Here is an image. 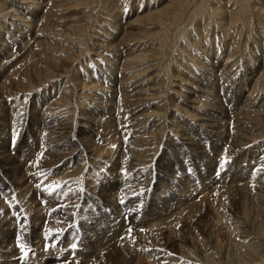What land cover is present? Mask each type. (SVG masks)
<instances>
[{
    "label": "bare ground",
    "instance_id": "obj_1",
    "mask_svg": "<svg viewBox=\"0 0 264 264\" xmlns=\"http://www.w3.org/2000/svg\"><path fill=\"white\" fill-rule=\"evenodd\" d=\"M5 1L0 0V15L3 16L4 19L8 18L17 23L19 22L18 24L23 26L22 28L25 29L18 32L21 36V39H19L20 42H18L17 46H15L16 44L11 43L8 47L4 45L5 47L0 48V81L1 78L5 77L4 74L9 68V65L16 66V64H19V69H15L16 74L13 77H26L30 80L29 82H31L32 80V82L34 83V80H36L38 77L43 76L42 80L37 84L43 83L44 81L47 82L54 77H60V75L65 72L73 74L71 77L72 79L70 78V76L65 79L63 87L55 94L53 98L48 100V98L42 96L41 104H44V106L41 110V113L37 111V114H39L38 118L36 117L35 120V126L37 128L34 130V135L30 141L40 139L41 134L45 132L47 133L49 140L46 139L44 141V150L34 147L33 151L29 155H26L27 150L30 151V147L28 146H20V144L18 143L15 150L8 147L7 142L10 139L7 140L6 137L8 135L11 120L16 114L13 115V107L10 108V103L8 101H5L6 97H2V95H0V135L2 134L5 137H2L4 138V140L0 142V176L2 175L3 177L14 179L17 173H19L21 169L23 170V167L25 165V157L27 159V156L34 157V155L36 156V166L40 167L39 169L42 171V174H40V178L36 177L37 179H33L28 174V170L32 168V165H28L25 173H23V175H21L20 177L21 182H15V185L17 187L16 189H20V191L23 190V193H21L23 196L20 197V199L26 197L27 201L35 200L34 195H36L37 184L40 185V183H50V185H52L53 183L59 181L58 179L67 178L66 175H56L50 177L51 172L58 171V165L62 162L63 159L72 157L77 153L79 154V158H81L82 163L87 159H99L100 157L98 156L103 153L104 149H97V144H95L94 141H91V137L95 136V139L99 140L101 136L102 141L105 142V146L109 145L113 148L115 145V151L109 149L111 151L107 153L106 157L102 161L98 162L97 166L95 165L97 172L98 169L102 168L103 170L98 173L100 178H102L103 180L102 183L99 184V187L105 186V188L107 189L108 193L105 201L108 202L109 205H107L103 209V211L99 212L95 211V209L89 210L86 208V206H83L80 210V215L83 217L86 216L85 222L88 219L91 220L97 218L98 216L102 217V219L104 220L103 227H100L99 230L93 228L92 232L94 233V235L96 234V236H94V240L96 242L101 241L100 246L103 245L104 251L106 252L105 254H102L103 256L101 257L103 264H111L113 259L118 258V255L121 256V252L119 251L128 252L129 249L125 245H123L124 240L126 241L130 239L129 243H131V241L133 242V238H135V233L132 230L133 233H131V235L124 232L126 236H122V238L124 239L123 240L119 237L120 231L116 230L118 223L111 224L121 211H124L127 216H131L133 220L141 210L146 211L149 215H155L156 217H166L172 212V210L176 208L179 209V207L181 206H184L183 208L187 209L188 211H192L191 207L193 206L190 205L189 201L186 198L182 199L180 196H178L180 195L179 192L181 191V189L186 191L190 186H192L193 189H191V191H195L197 188V184H199L198 181L203 182L209 178V182L204 185L206 189L208 188V196L202 198L201 201H207L209 195H211V198H214L216 195L215 193L213 194V192L219 191V188L221 190V188L225 186L221 179H226V176H220L219 179V177L211 175L213 173L215 174V171H219L222 169H226V172H230L228 177L229 182H238V186L236 185L238 187L236 189L237 196L244 200L248 198V194L250 193L251 188L249 187L248 181L250 179L248 178L247 174H245L246 180L240 178V181L234 180L231 176H233V171L235 173L237 171L235 164L240 161L246 162L248 160L249 154L251 153V150L249 151V149L252 147L251 142L254 140V138H264V100L254 111L245 109L244 107H241L239 110H237L233 107V105H231L230 102L232 97V89H230V85L222 84L227 76L219 78L217 77L214 81L216 85H212L211 82V87L209 88V90L212 94H205L206 98H204V100H200L201 102L199 104L209 107L207 108V113H204L205 115L209 116V122H211V126L212 128H214V133L205 134L200 126L192 128L191 130L189 128V133L188 131H185L183 127L181 128V130H183L182 135H187L189 140L190 135L198 133V136L192 138L191 141H189L190 143L188 145H190V148L193 151L201 150V157H207V160L209 159V162H205L203 164L204 167L201 166L200 173L195 174L193 172L189 173L188 171V173L181 179V189L178 187V191L173 193L170 192L162 198H157L154 201L151 200L150 203H146L147 195L144 190L145 187L143 188V186H145V183L149 182V175L150 178H154L155 173L152 170V166L149 168L146 167L142 172L137 171L136 164L134 165L132 160V158H134L136 154V151L132 149V146L138 144L139 146L141 145L139 137L143 138V135H145L146 131H144V123L145 121L147 122L148 118H150L151 115L149 114L151 113L146 114L148 116H146L145 119H137L136 116L132 118L131 116L143 108V103H141L142 100H152L154 96L163 92L161 88L162 80L163 82L165 79H167V81H170L171 79L172 81L173 75L168 71L169 63L173 60H179V57H175L173 55V52H178L182 57L183 45L185 46L188 39L193 37L192 35L199 34V31H201L202 35H207L209 31L211 32L210 29L213 30L214 28L219 30L220 28L222 36H219V39L228 37L227 42L223 41L221 43L222 45L220 46V44L216 43L215 41L216 34H213V40L211 42L212 46L210 47V49L212 51V49L215 48L216 45H218L222 52L226 53V60H228L231 56L236 55L238 52L239 43L234 40V35H236L235 33L239 35V37L237 36V38H240V35H243L244 33L243 41H241V52L243 55L248 53L249 55L251 54L250 60H257L258 56L261 58L264 57V5L256 9V4L258 2L256 0H147V2L145 1L144 6L142 7L141 5L143 0H135L136 3L133 4L131 10L127 14L119 15L118 12L120 11L118 9L119 6L117 3L120 2L119 0H103V4L105 5L102 6V11L96 13V16H94L93 23L85 20V22L78 28L65 27L64 29H61L62 31L56 30L53 32V30H50V27L52 28L53 25L55 26L59 13L62 11H66L68 8L67 6L63 5L64 3L60 4L58 0H46L45 3H40V1H37L35 2V4H37L38 6L33 7L35 10H24L26 14H29L26 16L21 14L19 3L28 0H12L10 4H8L7 0ZM161 2L162 4H160ZM253 2L255 4H251ZM158 3L160 5L155 6ZM212 3H216L217 5L214 7ZM151 5L154 6L151 7ZM41 12L42 14L39 15ZM132 12H134L135 17L131 21H127L124 23L123 18L125 16H128ZM100 13L101 16H99ZM4 19L2 20L3 22ZM21 22H23L24 24H21ZM96 22L100 23V25H105V28L101 29L102 27L100 25L96 26ZM136 24L148 25L147 27H145V29L153 27L155 24H161L160 26L162 27V34H164L165 31L167 32L165 35H162L160 41H150L147 44L140 45V42H142L145 35H143V32L141 33L136 31ZM34 26H38L37 32L41 33L40 37L42 38L38 40L34 39L35 41L33 40L31 42L30 39L27 38L35 28ZM232 27H235V29H232ZM97 30L103 31V34H100L99 36L100 40L98 38L97 41L99 42L97 45L101 49L92 47H90V49L88 41L93 39V35L97 34ZM248 39L251 40L249 47ZM180 40L185 44L181 46ZM192 41L194 44H196L195 39H192ZM177 42L180 46L178 47L179 49H177L175 46ZM134 43H136L137 45L135 44V46ZM1 45L3 44H1L0 42V46ZM132 45L134 47H132ZM146 47L148 48L149 52L142 53L143 50L145 51ZM168 48L170 51L167 54L168 56L170 54L171 57L167 61L165 67H163L167 55L165 53V50ZM196 48L197 49H195V54L203 48V45L199 44ZM21 49L22 52L18 53V51ZM16 50L17 52H15ZM214 50L215 49H213L212 52L215 54L216 52ZM65 51H68L66 52L67 55H61V53ZM89 51L93 52L94 56H99V59L103 58L105 60L102 61V63L104 64L99 68L103 71V74H101V81L103 83L98 84L101 90L97 89V91H95L94 93L91 92L90 94L81 93L85 96L90 95V101L87 103L82 102V116H79L80 119L78 120V123L75 124L74 120L72 121L71 118L67 119L68 117L58 120V118H55L54 115H49L48 112L53 111V113H55L59 105L68 103L72 99L73 95H75V90L80 89L78 88V86H76L79 81H81L79 85L84 86V82H82L81 79L77 80L76 78L81 77V75L78 74V71L80 69V66L83 64V54L84 52L88 53ZM205 53L207 54V56H210V51H208V49ZM195 54L192 55L191 58H189L192 65L195 64V60L193 59ZM204 58L206 59V57ZM239 58L240 57L236 58L235 60L233 59V61L231 60L232 62L229 65V68H232L236 63H238L240 61ZM79 60H81L82 63H80ZM190 61L189 64H191ZM60 62H67L68 65L64 68H58ZM74 62L80 63V66L78 65L77 67H73ZM118 63H120V67L118 66ZM197 64L201 63L198 62ZM150 67L156 69V73H152L148 77H145L143 82L141 84H138L139 86H141V89L134 90L137 87L136 84L139 82L138 76L150 71ZM9 78L10 77H8V80ZM184 80L187 79L184 78ZM242 80L243 78L239 77V80L235 81V87L241 86ZM24 81L22 82L24 83ZM218 81H222V83L220 84V86L222 85L220 89H218ZM233 81L234 79L232 80V82ZM257 81L260 82L258 84L254 83V86L250 88V92L254 93L253 96L258 94L261 89L264 90V70L261 71L256 77V83ZM15 82L17 83V81ZM16 83L13 86L17 88L18 91L33 87L32 83H29V85L26 86ZM68 85H73V87L69 88ZM159 86L161 91L158 90L159 88H156ZM223 86H225L224 92L222 96H220L219 93L222 91ZM52 92L53 90L51 91V93ZM251 99L252 103H254L255 98L253 97ZM90 102H93V104L91 105ZM152 103L153 102H150V104ZM152 106L159 108L157 109V111H155L157 113H164L168 109L167 106L164 105L163 99L159 100V103L157 105L153 104ZM21 107V110L24 111L26 107V100H23L21 102ZM32 110L33 108L29 109L30 112ZM127 112L131 114H128ZM197 114L198 113H193V116H196ZM133 119L136 122L132 124V126L129 125L130 127L128 125H125L122 134L119 133L120 138L118 140H115L117 136L114 135H116V133L120 130L119 129L117 131V128L120 125V120L121 123H127L133 121ZM174 120L175 119H172V122H174ZM149 121L150 120H148V122ZM140 122L141 124L139 125ZM163 123L164 119H159L156 122V126L152 127L151 131L149 132L150 138L146 139L148 145H145L147 147L141 148L147 149V151L142 152V155H144V160H142L143 163H150L148 165H154V163L157 164V161L153 158V155L155 153L154 149L156 147V143L158 142H154L153 138L157 135L156 132H159V139L156 140H161L163 136V130L165 129ZM78 125L83 126L84 129L77 128ZM231 128L232 131H230ZM255 129L259 132L254 134L253 132L255 131ZM99 132L100 135L98 136ZM231 133L234 134V137L231 135ZM44 137L45 134H43L42 138ZM122 140L124 143L122 142ZM46 146L50 148L49 151ZM174 148L176 147L173 146L172 150H175ZM179 149H181V147H179ZM60 151H64L63 154H61ZM181 158V161H176L182 162V164L185 162L186 164V161H188V157L184 155ZM173 160H175V158ZM221 161L225 162L222 169L218 167ZM211 163L214 165H212ZM105 166L106 170H104ZM155 166L158 167L159 163ZM172 166L173 165L169 162L165 165L164 168L167 170V168H172ZM185 168H189V166L185 165ZM135 171L141 172L139 174V177L144 176V178L142 179L143 181L138 180V177L136 176H132V173H134ZM121 172L127 175L124 176L126 177V179H115L113 175H121ZM181 173H183V170L180 171V174ZM208 173H211V175L205 177ZM244 173L245 169L242 168L241 174ZM118 177L120 176H117V178ZM24 181H28L29 184L27 185V187L22 188ZM12 183L13 182L11 181L7 185V183L4 184V182L0 180L1 216L2 214L7 213L10 209L3 202L5 199H7L5 196L10 190L9 187ZM119 190L122 192L123 197L120 196L119 198L117 196ZM226 191L227 190H225V192L222 191L223 196H221L222 198L220 199L223 200L224 203L227 204V206L232 208V205H235L236 201H234V203L231 202L232 198L227 196ZM176 193L178 195H176ZM120 200H124V203H118V201ZM90 202H92L91 199ZM32 203L29 206H31ZM178 204L180 206H178ZM97 209L101 208L99 207ZM114 213L115 216L111 220L110 217L112 216V214L114 215ZM178 213H180V211ZM217 214L218 222H220L221 225H225L226 227H228V249L225 251L223 261H220V259L218 260V258L215 256L216 254L214 255V252L213 254L211 253V249L206 242L208 239L206 241L202 239V241H198V243L196 244L194 243L195 248H188L185 245L187 239L182 238V241V239L179 237V243L180 241L183 242V244H181L180 246V251L178 250L179 254L182 255V257L172 255L169 256L171 252L169 255H165L164 253L154 254V252H150L151 250L147 252L146 250L141 249V247H139V255L143 253V258L145 257L148 261L152 259H154V261L157 260L156 263L154 262L155 264H165L162 261L163 259H169V262L171 261L172 264H180L184 260H186V264H192L190 263L192 262V259H203L204 264H217L218 262H223L222 264H258L263 262L264 247L262 249L260 248L261 245L263 246L264 239L260 242L261 244L257 242H259L261 237H264V203L261 202L258 207L256 206V208L253 210L252 216L250 215L251 219L248 218V212L244 210V218L251 220L248 225V229H244L245 226L243 227V225L241 226V224L239 225L240 221L235 222V218H232V216L228 214V212H226L224 209L218 211ZM36 219L38 221V218ZM164 221V226L169 223V221ZM62 222V227L59 230H54V226L51 227V225L47 223L48 226H46L44 234L45 237H41L42 235H40V238H38V235L33 234L32 238L29 239V241H25L22 243L24 245L23 251H21L17 247H12V244H9L10 240H5V237H7L9 231L5 232L4 234L0 233V258L5 259L2 264H8L7 259L12 258L22 262L24 261V259L29 260L31 258L41 259L43 264L64 263V260L66 259L65 257H67L71 252L62 254L61 246L56 245V243L60 242L61 234L63 235L64 232H66L72 225L80 226V223L76 220H72L70 224L68 223V221L62 220ZM119 226L118 229L120 228ZM130 226L132 227L133 223ZM170 227H168V229ZM39 228L41 229V227ZM123 231H125V229H123ZM110 232L111 234H109ZM97 233H100L101 235L98 236ZM156 235L157 236L155 237L158 238V234ZM120 239H122V241H120ZM51 240L52 242L55 241L56 243L50 245ZM174 240L172 239V241ZM42 241L45 242V244L50 242L47 250L42 251L37 249L38 243H42ZM119 241L120 244L118 243ZM168 242L171 241L168 240ZM4 243L8 245H4ZM116 244H119V247L116 246ZM164 252L166 253V250H164ZM82 254V252H76V255L74 257L76 259H83L84 255ZM32 255L33 257H31ZM81 255L82 258L79 257ZM234 258L237 260H234ZM81 263L79 262V264ZM166 264H169L168 260Z\"/></svg>",
    "mask_w": 264,
    "mask_h": 264
},
{
    "label": "rangeland",
    "instance_id": "obj_2",
    "mask_svg": "<svg viewBox=\"0 0 264 264\" xmlns=\"http://www.w3.org/2000/svg\"><path fill=\"white\" fill-rule=\"evenodd\" d=\"M7 1H8V4H10L12 0H7ZM37 1H40V3L46 2V0H28L25 2L23 1L22 3H19L21 14L26 15V16L29 15V14H26L24 10L25 9L29 11L35 10L33 7L38 6L37 4H35V2ZM119 1L120 2H117L119 6L118 9L120 11L118 12L119 15L127 14L131 10L133 4L136 3L135 0H119ZM145 1L147 2V0L142 1V5H141L142 7L144 6ZM256 1H258L256 4V9L264 5V0H256ZM58 2L60 4L64 3L63 5L67 6L68 8L66 11H62L59 13L55 26L53 25L52 28L50 27V30L51 31L53 30V32L56 30L59 31L62 28L64 29L65 27H70V28L77 27L78 28L81 24L85 22V20L93 23L94 16H96V13L101 12L102 6L105 5L103 4V0H58ZM160 4H162V2ZM160 4L158 3L155 6L160 5ZM251 4H255V3L253 2ZM27 5H29L30 7ZM212 5H214L215 7L217 4L212 3ZM153 6L154 5H151V7ZM41 14L42 12L39 15ZM99 16H101V13L99 14ZM134 17H135L134 12H132L128 16H125L123 18V22L125 23L127 21H131ZM3 19H4L3 16L0 15V42L1 44H3L0 46V48L5 47V46L8 47L11 43L16 44L15 46H17L18 42H20L19 39H21L20 38L21 36L18 32L23 31L25 28H22L23 26L19 25L18 24L19 22L17 23L8 18L4 19V22H3L2 21ZM21 24H24V23L21 22ZM95 25L96 26L100 25V23L96 22ZM160 25L161 24H155L153 27H149L145 29V27H147L148 25H141V24L137 25L136 24L135 25L136 31L141 32V33L143 32V35H145L142 42H140V45L147 44L150 41L152 42L160 41L162 35H165L167 32L165 31V33L162 34V31H161L162 27ZM100 26L102 27L101 29L105 28V25H100ZM37 27L38 26H36L32 30V33L27 38V39H30L31 42L34 39L38 40L42 38L40 37L41 33L37 32ZM235 27H232V29H235ZM210 30L211 32L209 31L207 35H202L201 31H199V34L192 35L193 37L189 38L186 44L180 40L181 46L185 44V46L183 45V48H182L183 56L181 57L178 52H173V55L175 57H179V60L178 61L173 60V61H170L169 63L168 71L170 74L173 75L172 81L171 79L170 81H167V79H165L164 82L162 80L161 88L163 92L154 96L152 100H148V101L142 100L141 103H143V106H142L143 108L131 116L132 118L136 116L137 119H145V117L148 116L146 114L151 113L149 114L151 115L150 118L147 119V122L148 120L150 121L148 123L145 121L144 123V126H145L144 131H146L145 135H143V138L139 137L141 147L139 146V144L132 146V149L136 151V154L134 158H132V160H133L134 165L136 164L137 171L142 172L145 170L146 167L149 168L152 166V170L155 173L154 178L152 177L150 178V175H149V179H150L149 182L145 183V186H143V188L145 187L144 190L147 195L146 203L147 202L150 203L151 200L154 201L157 198H162L163 196H165L166 194L170 192L173 193V192L178 191L177 189L178 187L181 189V186H180L181 179L188 173V171L189 173L190 172H193L195 174L200 173L201 166L204 167L203 164L205 162H209V159L207 160V157H201L202 155L201 150L193 151L190 148V145H188L190 143L189 141H191L192 138L198 136V133L190 135L189 136L190 140H189L187 135H182L183 130H181V128L183 127L184 130L188 131L189 133V131L192 128L200 126L205 132V134L214 133L213 132L214 128H212L211 122H209V116L205 115V113H207V108L209 107H206V105L204 106V105L199 104L201 102L200 100L202 99L204 100V98H206L205 94L207 93L212 94L209 90V88L211 87L210 85L211 82H212L211 83L212 85H216L214 81L217 77L219 78V77L227 76V78L224 80L223 83L222 81H218V86H219L218 89H220V87L222 86V85L220 86L221 83L224 85H230V89H232V97H231L230 102H231V105H233V107L237 110H239L241 107H244L245 109L254 111L255 109H257V107H259L261 102L264 100V90L263 89H261L258 92V94L254 96H253L254 93L250 92V88L254 86V83L258 84L260 82V81H257L256 83V77L259 75L261 71L264 70V67H263L264 57L261 58L258 56L257 60L256 59L250 60L251 54L249 55L248 53V54L243 55L241 52V49H242L241 41H243L244 33L243 35L242 34L240 35V38H237V36L239 37V35L235 33L236 35H234V40H236V42L239 43V46H238L239 49L236 55L231 56L228 60H226V53L222 52V50L219 48L218 45H216V47L213 48L215 49L214 51L217 54L216 53L214 54L212 52L213 49L211 51L210 47L212 46L211 42L213 40V34H216L215 41L216 43L220 44V46L222 45L221 43L223 41L227 42L228 37L219 39V36H222L220 32V28L219 30L214 29V28L213 30L212 29ZM100 34H103V31L97 30V34L93 35V39L88 41L89 48L92 47L96 49H101L97 45L99 43L97 41H98ZM192 39L196 40V44L193 43ZM250 41L251 40L248 39V47H249ZM135 44L136 43H134V45ZM199 44L203 45V48L199 50L198 53L195 54V49H197L196 47ZM175 46L177 49H179L178 47H180L178 42L176 43ZM132 47L134 46L132 45ZM146 48H145V51L144 50L142 51V53L149 52L148 48L147 49ZM207 49L208 51H210L209 53L210 56H207V54L205 53ZM165 51H166L165 53L167 54L170 50L168 48ZM15 52H17V50ZM21 52H22V49L18 51V53H21ZM66 52L68 51L61 53V55H67ZM93 54L94 53L90 51L88 53L84 52L83 54L84 58L82 61L83 64L81 66H80V63H82L81 60H79L80 63L78 62L73 63V67H77L79 65L80 69L82 68L81 70L79 69L78 71V74H80L81 77L76 78V79L77 80L81 79L82 82H84V86L79 85L81 82L79 81L76 86H78V88L80 89L75 90V95H73L72 99L68 103L59 105L55 113H53V111H49L48 112L49 115H54L55 118H58V120L65 119L68 117L67 119L71 118L72 121L74 120L75 124L78 123V120L82 116L81 115V109L83 108L82 102L87 103L90 101L89 100L90 95L85 96V95H82L81 93L90 94L91 92L94 93L95 91H97V89L101 90L98 84L103 83L101 81V74H103V71L99 68L102 67V65L104 64L102 63L104 59L103 58L99 59V56H94ZM194 54L195 56L193 59L195 60V64L192 65L189 58H191V56ZM170 57H171L170 54L169 56L168 54L166 55L163 67H165ZM204 57H206V59ZM238 57H240L239 58L240 61L236 63L232 68H229V65L231 64L233 59L235 60ZM189 61L191 64H189ZM198 62H200L201 64H197ZM119 64L120 63H118V66L120 67L121 65ZM67 65H68L67 62H60L58 68H64ZM15 69L17 70L19 69V64H16V66L9 65V68L6 70V73L4 74L5 77L1 78V81H0V95H2V97L3 96L6 97L5 101H8L10 103V108L13 107L12 109L14 111L13 115L16 114L11 120V124H10L8 135H7V137L8 136L9 137L8 138L6 137V139L7 140L10 139L7 142V144H8V147H10L13 150L16 149V146L18 143L20 144V146L22 145L24 147H27V146L30 147V151L27 150V154H26V155H29L33 151L34 147L44 150L45 149L44 141L46 139L49 140V137L47 133L45 132L43 133L45 134L44 138H42L43 134H41L40 139L30 141L34 135L33 133L34 130L37 128L35 126L36 117L38 118L39 116V114H37V111L41 113V110L44 106V104H41L42 96L48 98V100L53 98L55 94L58 91H60V89L63 87V83L65 79H67L68 76H70L71 78L73 74H70L69 72H65L61 74L60 77L51 78L49 81L47 82L44 81L43 83H40V84H37V83L42 80L43 76L38 77L40 80L37 78L36 80H34V83H36L34 84L32 80L31 82H29L30 80L26 77L19 78L18 76H16V78L18 77L17 79L13 77L16 74ZM149 70L150 71L145 72L142 75L138 76L139 82L136 84L137 87L134 90L141 89L140 88L141 86H139L138 84H141L145 77H148L152 73L154 74L156 73V69H154L153 67H150ZM8 77H10L9 80H8ZM239 77L243 78L242 85L239 87L238 86L235 87V81L239 80ZM184 78H186L187 80H184ZM23 79L26 81H24ZM233 79L234 81L232 82ZM15 81H17V83ZM22 81H24V83ZM15 83L25 85V86L29 85V83L30 84L32 83L33 87L26 88L22 91H18L17 88L13 86L15 85ZM68 86L69 88L73 87V85H68ZM224 87L225 86H223L222 91L219 93L220 96H222L224 92ZM156 88H159L158 90L161 91L160 86ZM52 90L53 92L51 93ZM13 91L17 92L19 95L17 93H14ZM253 97L255 98L254 103H252V99H251ZM161 99H163L164 105L167 106L168 109L164 113H159V112L157 113L155 111H157V109L159 108L152 106V105L153 104L157 105L159 103V100ZM23 100H26V107L24 111L21 110L22 109L21 102ZM150 102H153V103L150 104ZM90 104L92 105L93 102H90ZM30 108L31 109L33 108L31 112L29 111ZM19 109L22 112V114L19 111ZM35 111H36V114H35ZM193 113H198V114L196 116H193ZM128 114H131V113H128ZM162 118L164 119L163 126L165 128L163 130V134H162L163 136L160 141H157L156 139H159L158 137L159 132H156L157 135L154 136L153 138L154 142H158L156 143V147L154 149L155 153L153 155V158L156 159L157 164L159 163V166L157 167L155 166L157 165L156 163H154V165L153 164L148 165L150 163L142 162V160H144V155H142V152L147 151V149L146 148L141 149V148L147 147L145 145H148V142H146V139L150 138L149 132L151 131L152 127L156 126V122ZM172 119H175L174 122H172ZM138 121H142V120H138ZM135 122L136 121H134V119L133 121L127 122V123L126 122L121 123V120H120V125L117 128V131L120 129L119 130L120 132L118 131L117 132L118 134L116 133V135H114V136H117L116 137L117 139L115 138V140H118L120 138L119 133L122 134V131L124 130L125 125L132 126V124H134ZM140 124L141 122L139 123V125ZM77 128L84 129L83 126H79V125L77 126ZM230 131H232V128L230 129ZM257 132L259 131L255 129L253 133L255 134ZM99 135H100V132L98 136ZM231 135L234 137L233 133H231ZM2 137L4 136L1 134L0 142L4 140L5 138V137L4 138ZM91 139H92L91 141H94L95 144H97L96 145L97 149L99 150L104 149L103 153H101L98 156L100 158L99 159H96V158L87 159V160H84L82 163L81 158H79V154L77 153L73 155L72 157H67L69 159L67 158L63 159L62 162L58 165L59 167L58 171L51 172L50 177L56 176V175L57 176L66 175L67 178L58 179L59 181H57L56 183H53L52 185H50V183H42V184L40 183L39 185L40 187L39 188L36 187L37 188L36 195H34L35 200L27 201L26 197L20 199V197L23 196L21 194L23 193V190L20 191V189H16L17 187L15 185L16 181L21 182L20 177L21 175H23V173H25L26 168L30 164L32 165V168L30 169L31 171L28 170V174L30 175V177L33 179L40 178V174H42V171L39 169L40 167L36 166L37 163L35 162L36 160L35 155L34 157L27 156V159L25 157L24 159L25 165L23 167V170L21 169V171L17 173L14 179L9 178V177L8 178L3 177L2 175L0 176V180L4 182V184L7 183L8 185L11 181L13 182L12 184H10L11 185L9 187L10 190L7 192V195L5 196L7 199H5L3 202L10 209L7 213L2 214V216L0 214V233L4 234L5 232L9 231L7 237H5V240L7 241L10 240L9 244H12V247L19 248L18 243H17L18 237H19L20 244H22L25 241H29V239L32 238L33 234L38 235L37 236L38 238H40V235H42L41 237H45L44 234H45L46 226H48V224H50L51 227L54 226V230H59L62 227V223H63L62 220L68 221L69 224L72 222V220H76L80 223V226L72 225L66 232H64L63 235L61 234L60 242L56 243L55 241L52 242L51 240V244L50 242L45 244L46 241L44 240L45 242L42 241V243L41 242L38 243L37 249L42 250V251L47 250L49 244L53 245V243H56V245L61 246L62 254L71 252L67 257H65L66 259L64 260V263L62 262L59 264H79V262L80 263L82 262L83 264H101V261H102L101 257L103 256L102 254H105L106 252L104 251L103 245L100 246L101 241L96 242L94 240V236H96V234L94 235L92 230L93 228H96V230H99L100 227H103L104 220L102 219V217L98 216L97 218H94L91 220L88 219L85 222L86 216L84 217L81 216L80 210L83 206L84 207L86 206V208L89 210L95 209V211L99 212V211H103V209L107 205H109V203L105 201V199L107 198V193H108L107 189L105 188V186L99 187V184L102 183L103 180L102 178H100L98 173H100L103 170L101 168V169H98V172H97L96 166L98 165V162L102 161L106 157L108 152H110L111 150L115 151V145L113 148L112 146H109V145L105 146L104 145L105 142L102 141L101 136L99 140L95 139V136L91 137ZM173 146L176 147L174 148L175 150H172ZM251 146L252 147L249 149V151L251 150L250 151L251 153L249 154L248 160L246 162L240 161L237 164H235L236 165L235 167L237 169L236 171L237 174L233 171V176H231L233 177L234 180L238 181L240 178L245 179V174H247L248 178L250 179L248 183H249V187L251 188V191L248 194V198L246 200L241 199L236 194V189L238 188L237 187L238 182H234V181L229 182L228 177H229L230 172L228 171L226 172V169L224 170L222 169L219 171L218 170L215 171L216 173L215 174L213 173L214 175L213 174L211 175V173H208L205 176V177L210 176V175L216 176V177H219V179H220V176H223V177L226 176V179H224L225 181L221 179L225 185L224 186L225 188L222 187L223 190L222 188L221 190L219 188V191H214L213 194L215 193L216 195L214 198H211V195H209L210 198L208 197L207 201H204V202L201 201L202 198H205L206 196H208L207 195L208 188L206 189L204 185H206V183L209 182L208 181L209 178L203 182L198 181L199 184H197V188L195 191L194 190L191 191V189L193 188L192 186H190L188 190L186 191L181 189V191L179 192L180 195L176 193V195L180 196L182 199L186 198L189 201L190 205L193 206L191 207L192 211L191 210L188 211L187 209L183 208L184 206H181L179 207V209L176 208L172 210V212L168 214V216L166 217L165 216L156 217L155 215L153 216L149 215L147 214L146 211L141 210L140 213H138L134 217V220L131 216H127L124 213V211L123 212L121 211L119 215L116 217L117 220L115 219L114 220L115 222L113 221L111 224L118 223V226L120 225L119 229H118V226L116 228V230L120 231V235H119L120 238H122V236L124 237L125 235L124 232L126 234L131 235V233H133L134 231L136 239L133 238V242L131 241V243H129L130 239L125 241L122 238L124 240L123 245H125L129 250L128 252L119 251L121 252L120 254L121 256L118 255V258L113 259L114 261L112 260L111 264H129V262L130 264H155L157 262V260L154 261V259L148 261L145 257L143 258L142 256L143 253L139 255V252H140L139 247H141V249L146 250L147 252L151 250L150 252L152 253L154 252V254L164 253L165 255H169L171 252L169 256L172 255V256L182 257V255L179 254L180 246L181 244H183L182 238L187 239V242L185 243V245L188 248H192V247L195 248V244L198 243V241L200 242L202 241V239L206 241L208 239L206 242L209 248L211 249L210 250L211 253L213 254L214 252V255L216 254L215 256L218 258V260L220 259V261H223L225 251L228 249V244H227L228 227H226L225 225H221L220 222H218V214H217L218 211H220L221 209H224L226 212H228V214L232 216V218H235V222L240 221L241 223L239 222V225L241 224V226L242 225L243 227L245 226L244 229H248V225L251 221L250 219L253 214V210L256 208V206L258 207L261 204V202L264 203L263 202L264 201V138L263 139L254 138V140L251 142ZM179 147H181V149H179ZM46 148L48 149V151L50 150L49 147L46 146ZM63 152L64 151H60L61 154H63ZM184 155L188 157L187 159L188 161H186V164L185 162L183 164L182 162H178L179 160L181 161L182 159L181 157ZM174 158L175 160H173ZM90 160L92 161V163ZM169 162L173 166L172 168L169 167L170 169L167 168L166 170L164 167ZM185 165L189 166V168H185ZM104 168H105L104 170H106V166ZM242 168L245 169L244 174H241ZM179 170L180 171L183 170V173L180 174ZM137 171L132 173V176L134 177L136 176L138 177V180L143 181L142 179L144 178V176L139 177V174L141 172H137ZM113 176L115 177V179L123 180L124 178L126 179V177L124 176H127V175L121 172V175H117L120 177L117 178L116 175H113ZM28 184H29L28 181H24L22 188L27 187ZM225 190L228 191V192L226 191L227 196L232 198L231 202L234 203V201H236V204L232 205V208L227 206V204L224 203V201L220 199L222 198L221 197L223 196L222 193L225 192ZM117 196L119 198L120 196L123 197V194L120 190L118 191ZM88 198H90L92 202H90V199ZM30 202L31 203L33 202L31 206H29L31 204ZM118 203H124V200H120L118 201ZM178 206L180 205L178 204ZM99 207L101 209H97ZM244 210L248 212V218L250 219L244 218L243 216ZM179 211L180 213H178ZM114 216H115V213L114 215L112 214V216L110 217L111 220L112 218H114ZM36 218H38V221ZM164 220L169 221V223L165 226L163 225V223L165 222ZM132 223H133V226L135 225L134 227L132 226L133 228L130 226ZM39 227H41V229ZM168 227L172 229L169 228L170 229L169 230ZM123 229H125V231H123ZM158 230L159 231L161 230V231L159 232ZM97 234L98 236L101 235L100 233H97ZM109 234H111V232ZM156 234H158L159 236L158 238L155 237L157 236ZM179 235H182L184 237L179 236ZM196 236L197 237L199 236L198 239ZM179 237L182 239L180 243H179V240H180ZM122 239H120V241H122ZM172 239L173 240L175 239V240L172 241ZM263 239L264 237L263 238L261 237L259 242L257 243L261 244L260 242ZM168 240L171 242H168ZM120 241L118 242L119 244H120ZM119 244H116V246L119 247ZM4 245H8V244L4 243ZM72 245H76V247L73 248ZM263 247H264V243H263V246L261 245L260 249H262ZM164 250H166V253L168 254H166ZM76 252H79V253L82 252L83 253L82 255H84V258L76 259L74 257L76 255ZM82 255L79 257L82 258ZM31 257H33V255ZM167 260H168V263L170 264L171 261L169 262V259H163L162 261L166 264ZM234 260H237V259L234 258ZM4 261L5 259L0 258V264H2V262ZM185 261L186 260H184L180 264H186ZM7 262L8 264H37V263L43 264L41 259H31V258L29 260L24 259L23 262L17 261L16 259L12 258V259H7ZM190 263L204 264L203 259H192V262ZM222 263L223 262H218L217 264H222ZM102 264H103V261H102ZM258 264H264V261Z\"/></svg>",
    "mask_w": 264,
    "mask_h": 264
},
{
    "label": "snow or ice",
    "instance_id": "obj_3",
    "mask_svg": "<svg viewBox=\"0 0 264 264\" xmlns=\"http://www.w3.org/2000/svg\"><path fill=\"white\" fill-rule=\"evenodd\" d=\"M224 163H225L224 161H221V163L219 164L218 167H219L220 169H222V168L224 167ZM37 187L39 188L40 186L37 185ZM17 243H18V247L20 248V250L23 251V249H24V245L19 243V237L17 238ZM72 247L75 248L76 245H72Z\"/></svg>",
    "mask_w": 264,
    "mask_h": 264
}]
</instances>
